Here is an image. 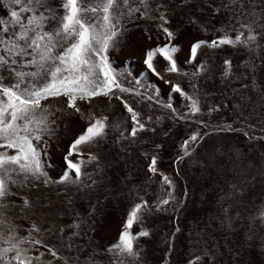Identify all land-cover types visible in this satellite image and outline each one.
Here are the masks:
<instances>
[{
  "label": "snow or ice",
  "instance_id": "1",
  "mask_svg": "<svg viewBox=\"0 0 264 264\" xmlns=\"http://www.w3.org/2000/svg\"><path fill=\"white\" fill-rule=\"evenodd\" d=\"M202 3L214 16L223 15L226 22L216 29L221 33L216 38L198 40L191 45L188 62L195 61L202 47L217 49L229 46L248 54L249 60L244 62V68L254 73V54L258 49L264 52V0H202ZM2 5L7 10V16H0V264H80L79 256L63 255L65 249L71 252L74 238L80 236L78 229L83 222L77 219L80 214L73 212L76 218L66 224L58 219L72 208L71 199L52 217L38 211H50L51 201L31 197L34 190L52 183H70L77 186V191L95 185L97 181L83 172L82 166L97 161L98 157L89 153L87 160L83 159L82 148L102 140L111 125L107 116L90 113L86 117L89 121L86 129L71 142L63 157L67 170L58 180H53L46 171L43 152L36 143L42 142L44 135L54 134V117L61 109L53 110L50 101L64 97L67 109L83 116L78 102L91 105L94 99L101 96L109 100L119 99L132 121L128 136L137 137L146 129V124L132 104L117 93L137 96L141 93L123 86L121 78L109 63L107 53L122 34V21L158 19L161 22L159 28L166 34L169 43L149 50L144 63L156 72L153 58L160 54L169 64L166 71L179 72L173 56L178 48L170 43L174 33L165 26L168 24L166 8L165 11H161L163 5L152 8L150 0H2ZM152 12L158 15L152 16ZM202 30L208 31L206 27ZM233 67L231 59L223 60L222 76L225 80L233 77ZM206 70V64H201L192 75L195 77ZM167 82L171 84V81ZM136 83L139 84L138 81ZM192 88L193 94H189L176 83L172 84L171 91L190 101L186 107L190 114L195 115L201 113L202 107L197 85L193 84ZM229 103L235 119L232 123L217 125L216 131L239 132L249 141L264 142V86H257L255 82L241 84ZM163 106L176 113L177 118H187V114L177 113L170 102ZM226 106L216 105L209 111H219ZM147 120L151 121L152 117H147ZM199 123L203 124V121ZM233 123L239 127H233ZM121 136L128 138L123 133ZM202 139L197 131L185 140L182 145L184 156L191 155L188 150L190 144ZM73 155L77 156L75 161L71 159ZM156 165L157 157L153 155L148 165L153 175L158 172ZM160 175L163 183L171 188L173 180L163 173ZM258 175L264 180V172ZM84 177L91 183L85 184ZM259 182L257 176H253L250 181L228 185L227 193L219 198V214L205 222L202 228L197 225L192 229L187 264H220L225 255L221 251L224 245L215 233L219 231L225 242L230 243L227 238L235 233L234 225L239 218V213L233 214L236 198L253 191ZM175 200L169 191L167 198L159 202L158 209ZM229 200L233 203L225 206ZM147 207V201H142L128 212L118 242L107 249L112 253L110 264H140L141 251L137 241L150 235L143 227ZM181 207L182 202L178 201L173 211L179 212ZM23 220L28 221L26 228L19 223ZM257 220L264 227V198H261L255 214L249 217L246 234L249 248L255 247L254 240H259L260 252L264 253V235L257 236L252 227ZM134 224L141 225L139 232L132 231ZM22 231L26 234L22 235ZM180 231L177 226L167 240L169 252L172 251L175 234ZM52 238H55L54 242ZM234 255L235 259L240 258L238 252ZM84 264H95V261L87 258Z\"/></svg>",
  "mask_w": 264,
  "mask_h": 264
},
{
  "label": "rangeland",
  "instance_id": "2",
  "mask_svg": "<svg viewBox=\"0 0 264 264\" xmlns=\"http://www.w3.org/2000/svg\"><path fill=\"white\" fill-rule=\"evenodd\" d=\"M150 4L152 8L163 5L161 11L166 8L168 24L165 26L174 33L170 43L178 48L173 56L180 71H166L169 64L160 54L153 58L156 72L148 69L144 63L149 50L169 43L166 34L159 28L161 22L158 19L122 21V34L107 53L109 63L121 78L123 86L141 93L140 96L132 93L117 95L123 96L140 113L146 129L135 138L128 136L132 127L130 114L121 100L116 98L109 100L101 96L94 99L91 105L78 102L83 116L67 109L64 97L50 101L53 110L61 109L54 117V134L44 135L43 141L36 143L43 152L46 171L53 180H58L67 170L63 157L71 142L86 129L89 123L86 117L90 113L107 116L111 127L106 129L102 140L82 148L83 159L87 160L89 153L98 157L97 161L82 166V171L97 181L95 185L77 191V186L70 183H52L34 190L31 198L51 201L50 211H38L52 217L56 211L65 208L66 201L71 199L72 208L58 219L66 224L76 218L73 212L80 214L77 218L83 221L78 229L80 236L74 238L75 245L71 252L67 249L63 252L66 256H79L80 264H84L87 258H92L95 264H110L112 253L107 249L118 242L128 212L136 203L147 201L143 227L150 235L137 241L141 251L140 264H187L192 229L197 225L202 228L205 222L219 214V198L227 193L230 183L240 184L257 176L260 182L256 188L236 198L233 214L239 213V218L234 225L235 233L227 238L230 243L225 242L219 231L215 235L224 245L221 251L225 255L220 264H264L259 240L253 241L255 247L252 249L246 243L249 217L255 214L261 198H264V180L258 175L264 172V142L249 141L239 132L216 131L217 125L234 121L235 113L229 101L241 84L251 85L255 82L257 86H264V59H261L264 52L258 49L254 54V73L244 68V62L249 60L248 54L229 46L217 49L202 47L195 61L189 63L191 45L198 40L211 41L219 36L221 33L216 29L226 22L225 17L214 16L202 0H186L183 3L182 0H150ZM151 15L157 16L158 13L152 12ZM0 16H7L2 0ZM202 27L208 31H203ZM224 59L233 61L234 75L230 80L222 76ZM201 64H206L207 70L194 77L192 73ZM167 81H171V84ZM176 83L189 94H193L192 85H197L201 113L190 114L186 107L190 101L179 93H172L171 86ZM149 96L153 99H147ZM169 102L177 113L187 114V118L179 119L176 113L163 106ZM216 105L227 106L210 112L209 109ZM149 116L152 117L151 121L147 120ZM157 117L160 119L157 120ZM199 121H203V124ZM233 127L239 125L233 123ZM197 131L203 139L190 144L188 150L191 155L184 156L183 142ZM121 133L128 138H122ZM153 155L157 157L156 175L148 170ZM71 159L75 161L77 156L73 155ZM160 173L173 180L171 188L163 183ZM83 179L85 184L91 183L87 177ZM169 191L176 200L158 209L159 202L167 198ZM178 201L182 202L181 210L174 212ZM230 203L233 201H226L225 206ZM19 223L26 228L28 221ZM177 226L181 231L175 234L173 248L169 252L167 240ZM252 227L257 236L264 235V227L259 220ZM140 230L141 225H133L134 233ZM21 234L26 233L22 231ZM52 239L54 242L55 238ZM236 252L240 254L238 260L234 255Z\"/></svg>",
  "mask_w": 264,
  "mask_h": 264
}]
</instances>
